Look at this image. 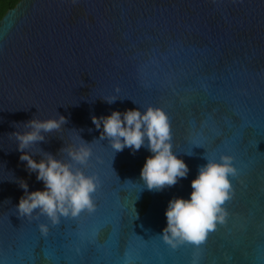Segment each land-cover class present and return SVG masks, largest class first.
Wrapping results in <instances>:
<instances>
[{
    "label": "water",
    "instance_id": "95a60500",
    "mask_svg": "<svg viewBox=\"0 0 264 264\" xmlns=\"http://www.w3.org/2000/svg\"><path fill=\"white\" fill-rule=\"evenodd\" d=\"M117 87L121 99L99 98ZM149 105L167 115L173 151L189 169L159 192L139 179L150 153L113 155L90 119ZM57 113L67 123L30 151L68 162L64 144L91 142L81 171L101 182L94 212L41 236L37 221L14 212L22 195L15 178L29 191L43 185L9 133ZM221 153L239 170L225 222L200 246L169 249L156 238L167 202L187 198L204 156ZM194 261L264 264V0H20L0 19V264Z\"/></svg>",
    "mask_w": 264,
    "mask_h": 264
},
{
    "label": "clouds",
    "instance_id": "9594fccd",
    "mask_svg": "<svg viewBox=\"0 0 264 264\" xmlns=\"http://www.w3.org/2000/svg\"><path fill=\"white\" fill-rule=\"evenodd\" d=\"M113 92L110 97L99 98L112 104L121 99L118 87ZM90 119L99 130L100 139L107 140L113 155L124 148L134 154L142 147L150 153L139 171L145 189L159 192L175 185L179 179L187 178L189 169L173 151L168 117L161 108L149 105L143 110L136 107L123 112L112 110L108 115H93ZM66 123V117L58 113L55 118L33 117L17 123L23 126L22 130L14 127L17 130L9 133L15 141L19 161L24 162L25 170L34 173L43 185L41 189L29 191L23 179L15 178L13 181L22 190V195L14 212L17 217L37 221L36 229L41 236H47L62 218L76 219L82 211L92 213L96 208L93 196L100 186L99 178L81 171L92 157L91 142L81 139L83 142L75 146L64 144L59 152H66L68 162L41 149L39 153L30 151L33 145L45 140L46 133L57 132ZM37 154L39 159H34ZM204 159L206 163L198 166L196 175L189 182L188 197L171 198L165 207V224L156 238L173 251L185 245L200 246L218 223L225 222L227 212L223 205L231 199L230 180L239 170L229 153H221L215 159L205 155ZM36 212L45 217L46 222H39L38 216L33 215Z\"/></svg>",
    "mask_w": 264,
    "mask_h": 264
},
{
    "label": "trees",
    "instance_id": "16d2710c",
    "mask_svg": "<svg viewBox=\"0 0 264 264\" xmlns=\"http://www.w3.org/2000/svg\"><path fill=\"white\" fill-rule=\"evenodd\" d=\"M20 0H0V19L12 9Z\"/></svg>",
    "mask_w": 264,
    "mask_h": 264
},
{
    "label": "snow or ice",
    "instance_id": "6c2138e0",
    "mask_svg": "<svg viewBox=\"0 0 264 264\" xmlns=\"http://www.w3.org/2000/svg\"><path fill=\"white\" fill-rule=\"evenodd\" d=\"M192 145H195V146H198V147H203L204 149H205V147H204V144L202 143V142H200V141H197V142H194ZM232 155V154H231ZM234 157V156H233ZM98 178H99V181L101 182V178L99 177V176H97ZM140 190V188L139 189H133V191L134 192H138ZM85 212L84 211H82L81 213H80V215H83ZM8 217H9V215H8ZM8 217H7V219H8ZM79 218V216L76 218V219H78ZM66 218H62L61 219V221H63V220H65ZM8 221H9V219H8ZM10 222V221H9ZM10 225H11V223H10ZM11 227L13 228V229H15L12 225H11ZM214 230H212V231H210L209 233H212ZM208 233V234H209ZM206 240V239H205ZM205 242V241H204Z\"/></svg>",
    "mask_w": 264,
    "mask_h": 264
}]
</instances>
